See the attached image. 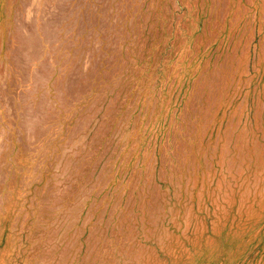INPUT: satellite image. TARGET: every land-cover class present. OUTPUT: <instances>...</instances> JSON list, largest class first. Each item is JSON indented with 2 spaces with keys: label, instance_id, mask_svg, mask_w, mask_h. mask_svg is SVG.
<instances>
[{
  "label": "rangeland",
  "instance_id": "rangeland-1",
  "mask_svg": "<svg viewBox=\"0 0 264 264\" xmlns=\"http://www.w3.org/2000/svg\"><path fill=\"white\" fill-rule=\"evenodd\" d=\"M0 264H264V0H0Z\"/></svg>",
  "mask_w": 264,
  "mask_h": 264
}]
</instances>
